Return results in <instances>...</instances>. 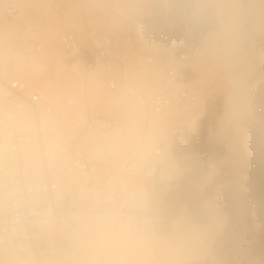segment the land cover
<instances>
[{"label": "clouds", "instance_id": "obj_1", "mask_svg": "<svg viewBox=\"0 0 264 264\" xmlns=\"http://www.w3.org/2000/svg\"><path fill=\"white\" fill-rule=\"evenodd\" d=\"M95 7L112 29L137 36L161 97L184 87L186 68L200 70L210 90L184 93L195 114L183 126L166 100L118 106L114 123L91 122L79 142L55 121L15 136L5 124V160L14 143L18 163L0 177V264H194L224 228L204 193L225 167L238 172L243 147L264 145V0ZM196 125L202 139L193 152L183 137ZM220 143L224 155H203ZM192 176L196 201L174 204L172 194Z\"/></svg>", "mask_w": 264, "mask_h": 264}, {"label": "rangeland", "instance_id": "obj_2", "mask_svg": "<svg viewBox=\"0 0 264 264\" xmlns=\"http://www.w3.org/2000/svg\"><path fill=\"white\" fill-rule=\"evenodd\" d=\"M98 2L21 0L20 14L12 19L1 15L0 5V76L23 79L57 101L64 94L75 99L73 106L59 103L57 118L41 114V124L55 121L73 133L71 125L82 126L90 116L115 122L118 106L132 103L150 106L153 94L162 87L151 68L140 62L141 42L137 36L129 31L112 29L95 7ZM103 29H108L116 38L113 57L121 85L115 92L104 87V66L95 59L99 33ZM64 32L77 34L80 50L71 53L62 50L58 36ZM154 38L158 39L159 35ZM38 44L42 45V51L30 59L29 53L34 52ZM184 70V87L203 86L205 93L210 90L204 86L205 77L200 75V70ZM148 89L150 95H147ZM0 111H10L16 125H33L35 122L32 113L15 109L1 97ZM168 111L170 118L183 126L195 114V107L189 102L171 106ZM225 134L231 135V132ZM201 139L202 129L196 125L185 132L183 143L195 152ZM225 152L226 146L220 143L203 155L218 156ZM196 179V176L189 177L172 194L174 204L196 201L197 194L190 188ZM204 197L215 200L224 228L210 250L194 264H264V145L253 140L243 147L238 172L225 167ZM195 222L203 224L205 221L197 218Z\"/></svg>", "mask_w": 264, "mask_h": 264}, {"label": "built area", "instance_id": "obj_3", "mask_svg": "<svg viewBox=\"0 0 264 264\" xmlns=\"http://www.w3.org/2000/svg\"><path fill=\"white\" fill-rule=\"evenodd\" d=\"M76 4L92 3L93 0H72ZM2 15L8 18H13L20 13V0H0ZM28 25L27 22L24 23ZM99 45L96 49L95 59L101 63L105 68L104 87L106 90L115 92L120 88L121 80L116 75L115 60L113 54L116 48V38L108 30L103 29L99 33L98 39ZM58 44L65 52H75L80 50V41L75 32H64L58 36ZM42 45L38 44L34 48V52L29 53V58L33 59L34 54L42 51ZM183 70V76L185 74ZM189 88H172L169 89L166 96L161 97L159 90L156 91L150 102V106H160L167 103V109L171 106H178L184 103L193 102L184 93ZM0 97L7 102H10L15 109L25 110L32 113L35 116V122L33 125H16L12 120V113L10 111H0V177L3 176L5 167L11 171V169L18 163L14 158L16 148L14 143H10L8 147V159L5 160L3 152V130L5 124H7L9 131L15 136L18 134L20 127H35L39 131L41 127V114L53 118H57L60 115L59 103L66 104L67 106H73L75 99L67 94L61 96L57 101L52 97L47 96L38 88H33L27 81L22 79H6L0 76ZM93 121L112 122L102 118L89 117L86 123L82 126L76 124L71 125V130L76 136V141L79 142L84 134L86 126Z\"/></svg>", "mask_w": 264, "mask_h": 264}, {"label": "bare ground", "instance_id": "obj_4", "mask_svg": "<svg viewBox=\"0 0 264 264\" xmlns=\"http://www.w3.org/2000/svg\"><path fill=\"white\" fill-rule=\"evenodd\" d=\"M21 1V0H20ZM20 10H21V7H20ZM20 14V13H19ZM18 14V15H19ZM1 15H2V12H1ZM17 15V16H18ZM4 18H8V17H5L4 15H2ZM16 17V16H15ZM14 18V17H13ZM8 19H12V18H8ZM49 38V34L47 33L46 34V39H48ZM99 43V42H98ZM97 49V48H96ZM104 70H105V68H104ZM196 70V69H195ZM194 71V70H193ZM201 72V71H200ZM200 75H201V73H200ZM23 80V79H22ZM151 88V87H150ZM53 89V88H52ZM40 90V89H39ZM50 91H53V90H51V89H49ZM41 91V90H40ZM43 92V91H42ZM44 93V92H43ZM148 93H150L149 92V89H148V91H147V95H150V94H148ZM46 94V93H45ZM61 94V93H60ZM47 95V94H46ZM47 96H49V95H47ZM50 97V96H49ZM174 106V105H173ZM170 108V107H169ZM15 114V113H14ZM235 199H237V198H235ZM241 199V198H240ZM236 201H239V200H236Z\"/></svg>", "mask_w": 264, "mask_h": 264}]
</instances>
